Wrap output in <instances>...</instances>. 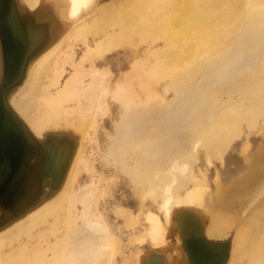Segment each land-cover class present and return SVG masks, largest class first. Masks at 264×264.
<instances>
[{
    "label": "bare ground",
    "instance_id": "1",
    "mask_svg": "<svg viewBox=\"0 0 264 264\" xmlns=\"http://www.w3.org/2000/svg\"><path fill=\"white\" fill-rule=\"evenodd\" d=\"M96 4L0 0V264H264V147L208 203V177L195 173L198 149L209 165L240 136L264 137V0ZM118 49L131 70L111 86L97 64ZM65 67L69 82L53 96ZM109 101L122 117L110 159L140 191L139 214H115L132 229L144 221L125 242L94 187L75 186L82 134Z\"/></svg>",
    "mask_w": 264,
    "mask_h": 264
},
{
    "label": "rangeland",
    "instance_id": "2",
    "mask_svg": "<svg viewBox=\"0 0 264 264\" xmlns=\"http://www.w3.org/2000/svg\"><path fill=\"white\" fill-rule=\"evenodd\" d=\"M114 2H116V0H97L96 6L104 8L110 6L111 4H114ZM83 50L84 49L82 45L75 46V60L82 55ZM98 63V68H108L110 70L109 79L111 86H114L115 83L117 84L120 81L123 82V80L126 79L125 76H129V74L127 73L131 70V57L128 56L127 51L123 49H118L116 52L107 54L104 60ZM72 72L73 70H71L69 67H65V71L59 78L58 83L56 84V86L51 88V94L53 96H56L59 91L63 90L65 84L69 82ZM108 105L109 109L107 110L106 114L98 116L97 125L93 129H91L86 136L82 134V136L84 137L82 142L83 159L82 162H80L79 164L80 170L77 174V181L75 186L77 188V193H79V186L83 183H86V185H90V187L92 188L94 187L97 193V198L94 200L96 203H94L98 212L102 213L110 227L115 228V230L116 227H121V231L119 232H122L123 235L120 238L123 239V241L125 242L127 237L130 235L142 234L144 229V221L140 216L139 223L135 225V229H132L126 227L125 223L119 220L115 214L116 209H124L126 211L131 212L134 216L139 214L138 206L140 191L135 190L134 186H132V184L129 182L127 174L123 171V169L120 170L116 168L113 165L112 159H110L112 158L111 153L109 151V149L111 148L110 146H112V141L110 139L115 132L114 129L116 128L117 122L120 121L122 117L119 116L120 108L118 103L109 101ZM73 106V104H70L69 107L75 108ZM68 118H73V116H66V119ZM77 121L78 120H76V122H72V124L78 123ZM72 126L73 125H70V127L67 128H73ZM260 126V129L264 128V120L260 122ZM248 135L249 140H246L244 138L245 135L240 136L239 139L235 140V148L231 150L229 149L225 153V157L224 159H222V161L214 160V162L209 165L205 164V151L202 148L198 149L197 155L200 160L198 159L195 165H202L198 168V170L196 168L195 173L199 174L200 170L201 172L206 173L208 177V188L206 190L204 198V201H206L207 203L215 196L216 189L219 185H227L228 183L233 181V179L244 176V170H246V165H244V163H246L247 161L245 158L249 155H251L250 157L255 156L254 154H256L257 148L260 146V144L261 147H264V137L260 134V132L255 131L253 133H248ZM246 142H249V144H251V147L249 151L245 153L247 154L245 156L243 151H240V147ZM253 152L254 154H250ZM72 158L74 159L73 156ZM73 159H71V162ZM226 175L228 176L226 177ZM7 178L9 177L6 173L4 175L3 180H6ZM60 183L58 184V187ZM61 191L64 190L62 189ZM154 208H156V205H154ZM4 210L9 211L8 208H5ZM76 214L78 216V226H76V229H78L80 225H82V221L79 222V217H81L82 214L81 203H78L76 205ZM199 221L202 224V230H205L206 227L209 225V220L199 218ZM169 230L170 231L168 233V241H170V243L173 245L172 247L175 248L178 242L174 237V232L172 231L173 229ZM201 236H203V234H201ZM230 236L231 235H229V237ZM229 237L227 239H229ZM142 246L137 245V247H140L138 248V250L141 253L143 252L142 254H144L147 252V250H149V246L145 244H142ZM131 251H135V249ZM131 251L129 249H126L125 254L131 253ZM120 256L121 255L115 256L114 262L112 264H118L119 261L116 262V260H118Z\"/></svg>",
    "mask_w": 264,
    "mask_h": 264
}]
</instances>
